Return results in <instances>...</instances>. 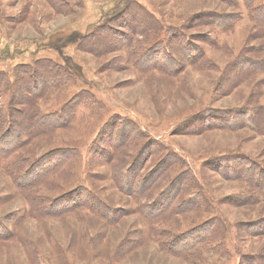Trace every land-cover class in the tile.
<instances>
[{"label": "rangeland", "instance_id": "1", "mask_svg": "<svg viewBox=\"0 0 264 264\" xmlns=\"http://www.w3.org/2000/svg\"><path fill=\"white\" fill-rule=\"evenodd\" d=\"M51 1L57 9L0 0V72L49 69L43 77L52 72L57 84L38 106L47 115L68 106L69 124L20 143L17 126L0 134V264H240L264 253V220L247 229L264 204H244V174L224 169L264 167V135L249 117L245 126L223 120L227 110L264 108L254 14L264 0ZM229 15L236 22L224 31L215 19ZM102 25L129 44L106 50L111 38L93 37L89 47ZM10 103L1 97L0 110ZM203 241L212 256L203 258Z\"/></svg>", "mask_w": 264, "mask_h": 264}, {"label": "trees", "instance_id": "2", "mask_svg": "<svg viewBox=\"0 0 264 264\" xmlns=\"http://www.w3.org/2000/svg\"><path fill=\"white\" fill-rule=\"evenodd\" d=\"M223 1L229 2L227 0H223ZM49 2L53 5L55 9H57L56 5L51 0H49ZM244 2L246 6H248L249 8H252L253 2H255V0H244ZM235 3L237 4V2ZM263 12H264V8L254 11V14L256 15L258 19L257 23L260 25V29H264V13ZM215 20L217 21L216 25H218V27L224 28V31H227V29L232 28L234 25V22H236L235 20L232 19L230 15L229 17L225 16L224 18L223 16H220L218 20L217 19ZM162 29H164V27H162L161 25H158L157 27L155 26L154 30L147 28L144 30L143 35L152 34L155 37L160 34V30ZM95 34H97V37L95 36ZM261 36H264V33ZM93 37L95 39L97 38L101 39L104 37L111 38L110 39L111 43L107 45L102 44L106 50H115V48L117 49V46L121 44H122V47L125 44H129V41L128 42L126 41L128 39L125 37V35L122 34L121 31H118L117 29H114L113 27H110L109 25H102V26L96 27L95 32L86 37L87 39L86 44L89 47H91V44L94 43V41L92 40ZM145 40H150V35H146ZM112 46L114 47L112 48ZM259 46H260L258 49L259 53L264 52V44H261ZM186 50L189 56H193V51H189L188 48H186ZM262 62H263L262 58L261 60L256 61L257 63L256 67L258 68V70L261 68L260 66L263 65ZM48 64L51 65L52 64L51 61L48 62ZM74 64L75 63L73 62L72 59H69L67 61L65 65V69L67 70L65 72L67 74L74 73V70L72 69L74 67ZM155 68L161 70L162 63H159V65H157ZM49 71H50L49 69L42 70L40 66L35 64L33 66H27V67H21L19 65L14 70H12L11 75L9 74L7 75L6 74L7 71L0 72V79L3 81L0 83V93H2L0 98L6 94L11 95V103L9 105L10 107L7 113L5 114V111L0 110V120L2 121L3 124H7V127H5V129H3L0 132L1 135H3L6 129L8 131H12V134H13L15 131L14 126H17L21 128L20 137L18 138V142L20 143L24 136L29 137L32 141L39 136L52 135L58 129L67 127L69 125V124H65L61 122V118L63 114L68 111V106L67 107L63 106L60 112L58 113L48 114V115L44 114L40 110V107L38 106V101L40 99H43L47 95V93L52 90V88L56 87V84H57L52 72H50V74H48L47 77L45 78L43 77L44 76L43 74H46ZM23 74H27L28 78L22 79ZM51 83L52 85H49ZM20 86H23V91H21ZM259 106L261 107V114L257 106L253 108H249L248 112H246L243 108L238 109V110H235V109L227 110L225 112V114L227 113L226 118H223V120L227 119L228 116L229 117L233 116L232 118L234 119L232 120V122L234 124L237 123L238 125H243L245 122V118L249 117L251 118L249 121V123H251L250 127L253 130L260 132L262 135H264V119H262L264 116V108L261 105ZM252 112L254 114L256 112H259V115L257 116V120H256V117L253 120ZM246 113H248L249 116H247ZM225 122H229V121L227 120ZM243 126H245V124ZM236 127H242V126H236ZM128 140L129 138L127 137L124 145L123 143L115 144L114 150H116L117 152L120 151V148L122 146L125 147L128 145ZM22 145H24V143ZM240 164L241 163H237L236 161H234V165L224 166V169L233 170L234 172L244 174V177H245L244 183L251 192L249 194V197L245 198L242 202L244 204H251V205L264 204V167L255 164V166L253 165L252 167H249L248 171L243 172L237 167ZM255 174H257L258 176L257 179H256V176L254 177ZM163 184H165L164 181H161L160 183H158V185L160 186H163ZM148 195H152L150 191ZM174 208H175L174 205L168 204L166 211H173ZM160 216L161 217L166 216L165 220L168 219L167 214H163V215L161 214ZM261 220H264V218L257 220V222L254 224L249 223L247 229L252 232L258 227H263ZM163 222L165 221H162V223ZM257 231L259 232V230ZM253 235H258V234L255 232ZM202 244H203V258H205L206 252H207V257L212 256L213 254L211 250H209V247L206 248L207 246L206 241H203ZM164 246L167 247L165 243H164ZM196 252L197 250L193 246H191V256H190L192 257L191 259L199 255V253H196ZM221 256H224V255H221ZM240 264H264V253H260L258 256L252 259L248 258L244 254L243 256H241Z\"/></svg>", "mask_w": 264, "mask_h": 264}]
</instances>
